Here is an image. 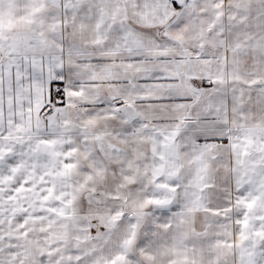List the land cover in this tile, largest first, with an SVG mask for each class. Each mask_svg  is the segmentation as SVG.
Here are the masks:
<instances>
[{
    "label": "snow or ice",
    "instance_id": "1",
    "mask_svg": "<svg viewBox=\"0 0 264 264\" xmlns=\"http://www.w3.org/2000/svg\"><path fill=\"white\" fill-rule=\"evenodd\" d=\"M0 264H264V0H0Z\"/></svg>",
    "mask_w": 264,
    "mask_h": 264
}]
</instances>
